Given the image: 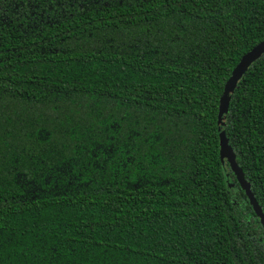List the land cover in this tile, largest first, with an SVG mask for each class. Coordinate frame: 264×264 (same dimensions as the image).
<instances>
[{"label":"trees","instance_id":"1","mask_svg":"<svg viewBox=\"0 0 264 264\" xmlns=\"http://www.w3.org/2000/svg\"><path fill=\"white\" fill-rule=\"evenodd\" d=\"M264 0H0V264H264L219 153ZM225 135L264 215V53Z\"/></svg>","mask_w":264,"mask_h":264},{"label":"water","instance_id":"2","mask_svg":"<svg viewBox=\"0 0 264 264\" xmlns=\"http://www.w3.org/2000/svg\"><path fill=\"white\" fill-rule=\"evenodd\" d=\"M264 53V40L258 42L253 47H251L246 53L242 55L240 60L233 67L229 77L224 83L222 94L219 99L218 113H217V131L219 136V153L221 158H226L232 171L235 173L240 184L246 189L247 195L250 198V202L255 210V212L260 216L262 223L264 224V215L261 212V208L254 199L252 193L248 189V184L243 178L241 169L236 163L234 153L225 135V117L228 110L229 101L233 90L237 86V82L241 76L245 73L247 68L254 62L257 58Z\"/></svg>","mask_w":264,"mask_h":264}]
</instances>
